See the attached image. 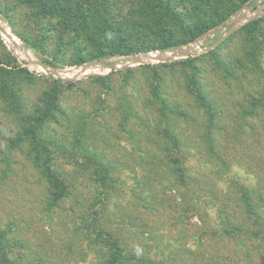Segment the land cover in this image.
I'll return each mask as SVG.
<instances>
[{"label":"rangeland","instance_id":"374dc122","mask_svg":"<svg viewBox=\"0 0 264 264\" xmlns=\"http://www.w3.org/2000/svg\"><path fill=\"white\" fill-rule=\"evenodd\" d=\"M109 1L113 11L130 10L129 0ZM169 1L186 28L225 20L176 48L94 59L92 44L69 33L60 18L37 16L30 0H0V18L10 22L1 18L6 29L31 56L9 47L0 26V67L5 69L0 72V251L12 264H33L35 254L50 264H101L98 240L91 235L95 219L129 247L139 244L135 237L142 222L153 226L164 243L197 231L199 215L211 228L221 215L245 221L252 229V220L241 214L243 192L258 205L264 221V206L258 201L264 200L263 180L258 179L264 158V129L259 126L264 110V9L252 14L253 6L264 2ZM244 8L250 15L242 22L238 19ZM256 19L255 29L242 30ZM167 26L179 30L173 23ZM143 32L129 40L135 49L157 45V38ZM116 35L114 43L119 41ZM162 52L173 57L133 64L125 60ZM97 62L111 67L73 78L57 74ZM199 96L219 112L213 122L220 129H234L214 133V154L201 130L188 129L193 122L197 127L207 122ZM157 97L191 117L172 118L181 141L174 157L189 178L197 179L194 199L185 193L181 201L191 200L193 210L167 201L169 188L177 184L166 168L160 133L147 128L149 121L161 124ZM36 142L42 149H36ZM45 167L69 194L56 208ZM100 171L109 177L105 189L96 183ZM262 239L248 243H253L250 257L255 264H264ZM176 254L185 261L184 254Z\"/></svg>","mask_w":264,"mask_h":264},{"label":"trees","instance_id":"16d2710c","mask_svg":"<svg viewBox=\"0 0 264 264\" xmlns=\"http://www.w3.org/2000/svg\"><path fill=\"white\" fill-rule=\"evenodd\" d=\"M245 1L242 0L241 3ZM30 4L37 9V16H56L66 23L65 28L69 33L85 38V40L90 42L96 52L94 59L176 48L194 41L210 28L225 20V17H220L216 23L210 25L207 24L194 29L186 28L181 17L173 12L169 0H129L130 10L125 14L116 10L113 11V4L109 0H30ZM1 18L10 25L9 20L6 21L3 16ZM259 20L256 19L246 23L242 30L255 29ZM168 23L175 24L179 30L173 32L168 28ZM129 25H132V27L130 32H128L129 34H126L125 32ZM140 30L157 38V45L141 46L135 49L134 45L131 44L132 42L129 43V40L134 39V35H138ZM113 33L118 36L119 41L117 43L112 42ZM4 71L5 69L0 67V72ZM196 93L199 95L198 92ZM262 97L264 101V96ZM197 98L202 101L201 107L206 113L207 122L200 124L198 127L193 122L188 129L191 131L194 129L201 130V138L207 144V150H209V153L214 154L216 147L214 144V133L217 134L223 130L230 131L234 129L232 126L224 127L223 130L220 129L213 122L219 112L204 103L202 96ZM156 103L159 104L157 112L158 118L161 120H159L161 123L160 127L149 121L147 128H153L160 133V145L167 158L164 159V162H166V168L171 176L175 179L173 185L174 183L177 184V187L169 188L167 201L173 202L180 207L181 205H187L189 210H193L194 205L191 200L186 203L182 202V204L181 201L184 200L187 194L193 196L194 199L197 192V179L189 178L187 169L180 163L181 160L174 157V152H179L181 149V141L180 134H177L178 132L174 128L172 118L174 115L184 121H191V117L181 108L170 106L159 97H157ZM148 105L155 109L154 104L148 103ZM250 113L246 112L244 114ZM151 116V119H153L152 114ZM259 118V126L264 129V110L261 111ZM35 147L37 150L42 149V146L37 142ZM97 166L102 171V165L97 164ZM101 171L96 177V183L98 187L105 189V181L109 177L101 174ZM43 175L54 189V192L51 193V202L56 208L63 200L69 197V194L63 182L51 172L49 167H45ZM202 179L204 178L202 177ZM258 179L263 180L260 183H262L261 188L264 189V158L261 160V174ZM207 186L208 184L205 183L204 187L208 190ZM172 191L173 193H171ZM179 191L182 192V198L178 196ZM176 196L179 198L174 201ZM243 199V210L245 212L241 210V214L243 213L245 219L252 220V229L248 227L249 225L245 221L235 218H224L221 215L218 216L216 223H213L214 228H211L198 214L199 224L197 225V231L193 230L192 234L182 233L183 239L166 240L167 243L163 242L162 235H156V229L153 226L147 222H142L138 226L139 238L135 237L136 242L139 244H133L129 247L126 243L123 244V239H115L110 232L100 227L101 225L95 219V223L92 224L91 235L98 240L99 252H102L100 262L101 264H238L244 261V264H255L250 257L253 254V243H248L263 240L264 221L260 217L258 205L251 202L245 192H243ZM258 201L264 206V200ZM88 228L86 227V230ZM197 233L199 235H196ZM186 238H191V241L189 242ZM177 242L178 244H176ZM169 244L173 247L166 253L165 250ZM174 245L176 246L175 248ZM230 246H233L231 248L237 251L231 250ZM177 252L186 256L185 261L179 258L176 254ZM8 258L9 256L6 253L0 251V264H12ZM33 259L35 261L33 264H50L49 261L42 260L43 258L36 254ZM14 264H21V262Z\"/></svg>","mask_w":264,"mask_h":264},{"label":"bare ground","instance_id":"6f19581e","mask_svg":"<svg viewBox=\"0 0 264 264\" xmlns=\"http://www.w3.org/2000/svg\"><path fill=\"white\" fill-rule=\"evenodd\" d=\"M2 28V35L5 38L7 44L9 47L13 48L16 52L20 53L22 56L31 57L30 55H27L24 53L21 44L16 40V38L6 29L4 26L0 24ZM170 52H162V53H149L145 56L137 57V58H127L126 63L133 64L138 62H153V61H159L160 59H166V58H172ZM122 64V63H121ZM111 66H103L102 64H87L83 67L73 68L70 70H65L61 72H57V74L63 78H73V77H79L86 74L91 73H100L101 71L105 69H109ZM50 71V70H48Z\"/></svg>","mask_w":264,"mask_h":264},{"label":"built area","instance_id":"2783aa9c","mask_svg":"<svg viewBox=\"0 0 264 264\" xmlns=\"http://www.w3.org/2000/svg\"><path fill=\"white\" fill-rule=\"evenodd\" d=\"M263 2H264V0H263ZM253 7H254V9H253V13L252 14H255L257 11H260V10L264 9V3H262V6L261 7L258 6V5H254ZM240 12L241 13L239 15L240 17H239L238 20L239 21L242 20V22H245V19L248 18L249 15H250L249 10L244 8ZM0 23L3 26H5V22L1 18H0ZM5 28H6V26H5ZM0 31H1V28H0ZM21 47H22V45H21ZM23 51H24L25 54L29 55V52L27 51V49H26V51L23 49Z\"/></svg>","mask_w":264,"mask_h":264},{"label":"water","instance_id":"95a60500","mask_svg":"<svg viewBox=\"0 0 264 264\" xmlns=\"http://www.w3.org/2000/svg\"><path fill=\"white\" fill-rule=\"evenodd\" d=\"M22 48L26 51V48H25L24 46H22ZM32 62H33L34 64L38 65V66H41V67L46 68L47 70H48V69H52V68H49V67H47V66H45V65L38 64V63L35 62V61H32ZM96 64H98V62H97ZM53 70H55V69H53Z\"/></svg>","mask_w":264,"mask_h":264},{"label":"crops","instance_id":"0c3cea01","mask_svg":"<svg viewBox=\"0 0 264 264\" xmlns=\"http://www.w3.org/2000/svg\"><path fill=\"white\" fill-rule=\"evenodd\" d=\"M91 64V63H90ZM92 64H96V63H92ZM87 65V64H86ZM83 66H85V65H83Z\"/></svg>","mask_w":264,"mask_h":264}]
</instances>
